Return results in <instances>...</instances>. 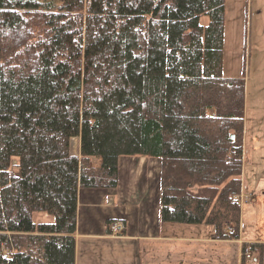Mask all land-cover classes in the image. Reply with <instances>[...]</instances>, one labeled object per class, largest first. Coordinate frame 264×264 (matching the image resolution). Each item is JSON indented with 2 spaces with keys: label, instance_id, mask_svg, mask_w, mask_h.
Here are the masks:
<instances>
[{
  "label": "trees",
  "instance_id": "16d2710c",
  "mask_svg": "<svg viewBox=\"0 0 264 264\" xmlns=\"http://www.w3.org/2000/svg\"><path fill=\"white\" fill-rule=\"evenodd\" d=\"M224 13L225 0H0V264H74L78 190L115 189L122 157L160 161L161 227L231 240L245 82L222 76ZM245 251L264 264L262 245Z\"/></svg>",
  "mask_w": 264,
  "mask_h": 264
},
{
  "label": "crops",
  "instance_id": "0c3cea01",
  "mask_svg": "<svg viewBox=\"0 0 264 264\" xmlns=\"http://www.w3.org/2000/svg\"><path fill=\"white\" fill-rule=\"evenodd\" d=\"M243 138L244 126L242 148ZM78 154L79 143L71 155L78 157ZM160 180L161 163L158 159L122 157L118 160L115 189H79L74 264H243V243L264 247V242H260L257 236H242L246 229L242 213L238 241L217 240L208 229L201 232V227H161ZM241 183V194H245L242 176ZM111 221L114 222L112 226L122 227V233L114 235L112 226L110 232L107 231L106 223ZM184 228H198L200 232L188 235L171 233V230Z\"/></svg>",
  "mask_w": 264,
  "mask_h": 264
},
{
  "label": "rangeland",
  "instance_id": "374dc122",
  "mask_svg": "<svg viewBox=\"0 0 264 264\" xmlns=\"http://www.w3.org/2000/svg\"><path fill=\"white\" fill-rule=\"evenodd\" d=\"M201 24L207 26L208 19L202 18ZM222 76L245 82L242 169L245 194L240 192L238 196L243 200L240 219L242 213L246 226L242 236L255 235L264 242V0H225ZM77 148L76 140L70 153L74 154ZM200 227L201 232L208 229L210 235H214L212 228ZM185 229L171 230V233L188 235L199 231L198 228ZM229 229L235 231H229L235 235H231V240L238 241L239 229L229 226L224 234L227 235Z\"/></svg>",
  "mask_w": 264,
  "mask_h": 264
},
{
  "label": "built area",
  "instance_id": "2783aa9c",
  "mask_svg": "<svg viewBox=\"0 0 264 264\" xmlns=\"http://www.w3.org/2000/svg\"><path fill=\"white\" fill-rule=\"evenodd\" d=\"M235 199H238V197H236ZM111 230L115 234H119L123 231V229L120 225H114ZM229 231H233V230H231V229L228 230V234H229V236H231L232 233H229ZM243 259L246 262V264H254L252 256H251L249 251L244 252Z\"/></svg>",
  "mask_w": 264,
  "mask_h": 264
}]
</instances>
